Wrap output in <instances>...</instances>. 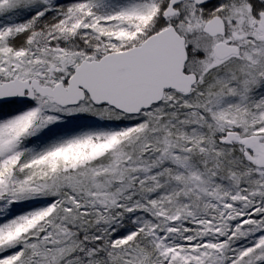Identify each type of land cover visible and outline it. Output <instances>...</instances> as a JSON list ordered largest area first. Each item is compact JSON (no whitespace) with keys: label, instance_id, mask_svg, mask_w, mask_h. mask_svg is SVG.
<instances>
[{"label":"snow or ice","instance_id":"obj_1","mask_svg":"<svg viewBox=\"0 0 264 264\" xmlns=\"http://www.w3.org/2000/svg\"><path fill=\"white\" fill-rule=\"evenodd\" d=\"M0 264H264V0H0Z\"/></svg>","mask_w":264,"mask_h":264}]
</instances>
